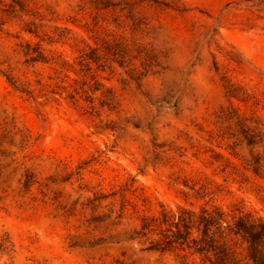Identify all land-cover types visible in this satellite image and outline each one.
<instances>
[{"label":"rangeland","instance_id":"1","mask_svg":"<svg viewBox=\"0 0 264 264\" xmlns=\"http://www.w3.org/2000/svg\"><path fill=\"white\" fill-rule=\"evenodd\" d=\"M242 118L262 140L264 0H0V264H203L136 231L264 218Z\"/></svg>","mask_w":264,"mask_h":264},{"label":"trees","instance_id":"2","mask_svg":"<svg viewBox=\"0 0 264 264\" xmlns=\"http://www.w3.org/2000/svg\"><path fill=\"white\" fill-rule=\"evenodd\" d=\"M234 94L232 96L238 98ZM244 119L239 120L237 126L247 146L263 142L264 138L255 141L261 132L254 134ZM247 165L252 167L256 176L264 179L262 156L253 157ZM195 193L202 198L212 194L204 189ZM136 233L137 237L156 236L153 242L157 250L185 247L197 255L203 264H264V218L238 205L229 210L208 203L200 207L193 203L190 206L179 205L177 210L164 208L160 215L144 217Z\"/></svg>","mask_w":264,"mask_h":264}]
</instances>
